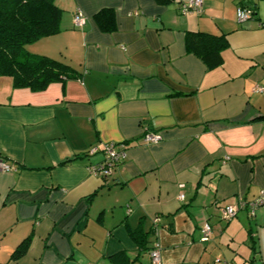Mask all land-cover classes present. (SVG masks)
Returning a JSON list of instances; mask_svg holds the SVG:
<instances>
[{
	"label": "crops",
	"instance_id": "1",
	"mask_svg": "<svg viewBox=\"0 0 264 264\" xmlns=\"http://www.w3.org/2000/svg\"><path fill=\"white\" fill-rule=\"evenodd\" d=\"M188 1L56 0L61 31L31 50L80 76L40 92L0 77V264H153L155 244L159 264H264V204L219 217L264 189V0L182 15ZM238 7L254 16L237 23ZM188 32L224 38L218 66L187 53ZM106 143L125 159L101 178L89 168Z\"/></svg>",
	"mask_w": 264,
	"mask_h": 264
},
{
	"label": "trees",
	"instance_id": "2",
	"mask_svg": "<svg viewBox=\"0 0 264 264\" xmlns=\"http://www.w3.org/2000/svg\"><path fill=\"white\" fill-rule=\"evenodd\" d=\"M153 1L159 6H166L173 0ZM62 14L56 0H0V77L11 78L14 89L40 92L50 84L63 83L80 76L79 72L62 61L26 50L27 45L58 34L61 31ZM111 15L110 11L102 10L95 16L96 22L103 18L100 22L102 30L110 31L113 28ZM185 46L187 53L199 58L207 68H213L220 64V52L226 44L222 36L188 32ZM27 242L28 238L17 246L11 259L23 255ZM124 257L121 253L111 260L119 264Z\"/></svg>",
	"mask_w": 264,
	"mask_h": 264
},
{
	"label": "built area",
	"instance_id": "3",
	"mask_svg": "<svg viewBox=\"0 0 264 264\" xmlns=\"http://www.w3.org/2000/svg\"><path fill=\"white\" fill-rule=\"evenodd\" d=\"M202 0H189L187 3L180 6V13L186 15L188 13H201ZM253 14L250 9L244 7H238L235 11L236 22L241 24L252 18ZM73 25L76 28H82L85 24V16L78 10L72 18ZM261 89H257V91ZM142 143L145 144H156L159 142V137L155 134L146 133L141 139ZM96 151L92 148L89 154H93ZM101 153L103 156L102 161L89 168V172L92 175L99 176L101 178H106L111 176L114 168L120 164L122 160L125 159V148L124 145H117L115 143H106L101 148ZM0 169L3 171H9L10 168L0 162ZM183 195H179L178 199L183 200ZM264 200V189L260 190L258 196L252 201H240L235 205H229L220 209V219L224 222L233 219L238 211L245 210L247 216L254 217L258 208L263 205ZM159 220L157 218L153 219L152 224L156 229ZM201 241H207L211 233V228L208 224H204L201 229ZM149 258L153 264H159V247L157 244L149 252Z\"/></svg>",
	"mask_w": 264,
	"mask_h": 264
},
{
	"label": "rangeland",
	"instance_id": "4",
	"mask_svg": "<svg viewBox=\"0 0 264 264\" xmlns=\"http://www.w3.org/2000/svg\"><path fill=\"white\" fill-rule=\"evenodd\" d=\"M35 43H32V44H30V45H27L26 46V50L29 52V53H32V54H36V53H34V52H32V47L31 46H33ZM36 46H38V45H36ZM36 55H38V54H36ZM41 56H44V55H41ZM232 263V262H231ZM230 263V264H231ZM229 264V263H228ZM251 264H253V263H251Z\"/></svg>",
	"mask_w": 264,
	"mask_h": 264
}]
</instances>
